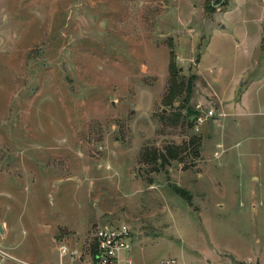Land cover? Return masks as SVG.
<instances>
[{"label": "rangeland", "instance_id": "374dc122", "mask_svg": "<svg viewBox=\"0 0 264 264\" xmlns=\"http://www.w3.org/2000/svg\"><path fill=\"white\" fill-rule=\"evenodd\" d=\"M263 21L264 0H0V264L117 223L132 264H264V25L236 42Z\"/></svg>", "mask_w": 264, "mask_h": 264}, {"label": "built area", "instance_id": "2783aa9c", "mask_svg": "<svg viewBox=\"0 0 264 264\" xmlns=\"http://www.w3.org/2000/svg\"><path fill=\"white\" fill-rule=\"evenodd\" d=\"M224 116L223 113L217 114L210 109L204 116L197 117L196 126L198 127L207 119ZM132 236L130 227L125 223L98 225L92 237L93 243L86 251L73 250L67 245H60L59 263L62 264L63 260H68L79 264H132V259L129 257ZM170 263L173 261L161 262V264Z\"/></svg>", "mask_w": 264, "mask_h": 264}, {"label": "crops", "instance_id": "0c3cea01", "mask_svg": "<svg viewBox=\"0 0 264 264\" xmlns=\"http://www.w3.org/2000/svg\"><path fill=\"white\" fill-rule=\"evenodd\" d=\"M190 2H192V1H188V5H189V8H190L189 9V14L186 15L188 18H189V15L192 14L193 12L197 13V10L195 8V5H191ZM220 13H221L220 15H217V20H218L217 21V30L215 32L212 31V34H211L210 39L208 41V44H207L205 50L201 53V55L199 57V60H198V63H197L198 69L201 68V67H205L206 66L205 65V60H206V58L208 56V49H209V47L211 45V40H212L213 35L214 34H218L219 32H220L219 34H223L224 32H226L228 26L230 25L229 21H227L225 19V15L228 13V10H225V11L220 12ZM192 16L193 15H191V17ZM190 21H186L184 24H186V26H187V24H191L192 23ZM261 24L262 25L258 28V31L254 35H252L250 37H249V35H246L245 37H242L239 40H237L236 41V42H238L237 45H239V44L241 45V44H243V43L246 42V45L249 46V47H251L250 48L251 50H254V51L258 50V48L260 46L261 39H262L264 21ZM248 39H249L250 42L248 41ZM238 78H240V77H238ZM238 78H236L235 80H233V82L226 87V90H225V93L226 94H227L228 89H229L230 86H235V83H237ZM244 93L241 95V99L238 102V104H241V103L243 104L244 103V96H245ZM226 94H224V92H223L222 93V96H226ZM222 96H220V97H222ZM230 109L232 110L234 108L233 107L232 108L226 107V110H228L229 112H230ZM236 109H237V107L235 108V110ZM214 124L218 125V120H214ZM231 256H233L234 258L235 257L239 258L238 257L239 255L235 254L234 252H233V254H231ZM258 264H260V262Z\"/></svg>", "mask_w": 264, "mask_h": 264}, {"label": "trees", "instance_id": "16d2710c", "mask_svg": "<svg viewBox=\"0 0 264 264\" xmlns=\"http://www.w3.org/2000/svg\"><path fill=\"white\" fill-rule=\"evenodd\" d=\"M175 66L173 64H170L169 65V71H170V74H171V81H170V87H169V90H170V93H173V91H177L180 89V86L181 84L179 83H175L174 81V71H175ZM193 86V77H189L188 80H187V83H186V97L184 99V101H187L189 99V95H190V92H191V88ZM179 87V88H178ZM169 97V95H168ZM165 100L167 101L168 98L166 97ZM169 103H170V100H168ZM188 114L191 115V116H194V121H196L197 117H198V113L196 111H188ZM179 154V151L177 148H166L164 152L162 153H159L157 155L158 157V160L161 162V166H165V164L168 162V159H175L177 158V155ZM157 158H155L156 160Z\"/></svg>", "mask_w": 264, "mask_h": 264}, {"label": "water", "instance_id": "95a60500", "mask_svg": "<svg viewBox=\"0 0 264 264\" xmlns=\"http://www.w3.org/2000/svg\"><path fill=\"white\" fill-rule=\"evenodd\" d=\"M219 1H220V0H215V3H218ZM95 210H96V215H97V216H100V215L103 214V212H102L100 209H98L97 207L95 208ZM0 232H2L1 227H0Z\"/></svg>", "mask_w": 264, "mask_h": 264}]
</instances>
